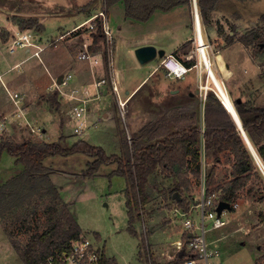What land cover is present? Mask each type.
<instances>
[{
  "label": "rangeland",
  "instance_id": "1",
  "mask_svg": "<svg viewBox=\"0 0 264 264\" xmlns=\"http://www.w3.org/2000/svg\"><path fill=\"white\" fill-rule=\"evenodd\" d=\"M88 1L90 0H0V42H2V38H4L2 37L1 31L6 32L7 29L9 30L12 27L11 30L13 32L19 28L17 24L12 25L8 21V18H10L11 21L15 17L25 18V15H22L24 17L20 15L18 16V14L15 13L17 12L15 8H21L20 10H23V8L40 9L45 16H50V13L56 8H62L63 12L60 15V18L47 17L45 19L46 31L44 33V38L56 39L61 32H63L64 35L67 30H69L66 37L63 36V41H66L69 38H76L70 46V52L74 54L76 60L84 61L85 59H82L79 55L82 52L80 49L84 46L83 41L86 39V36L90 39L89 44H93L94 38L90 36L95 30L90 29L89 24H85L78 30L74 31H71L70 28H72L75 23H79L84 17L82 16L85 13L82 11V9H84L83 4H86ZM95 1H97V5L95 6L94 4L92 7L94 13H91H93V15L104 10L105 7L103 0ZM124 7V2L119 1L118 4L115 3L106 8L113 33L117 36L124 34L127 37L125 44H121L117 53L113 54L114 62L115 58L120 55V62L122 63L124 61L126 63L125 56L127 50L130 49L134 52L137 48L135 38H139L142 35H155L159 40V45L157 44L158 49H165V47L160 45L165 43L167 46L165 49L167 54L172 50L170 49L169 42L175 41L177 38H180V36L175 37L174 34H171L169 29L164 30L167 23L164 17H161L164 14L156 16V20L151 22V24H158L157 26L161 31L157 32L155 28L153 29V26L150 23L145 24L136 21L135 26L129 25L130 21L123 18L124 14L122 9H124ZM77 10H81L82 12H77ZM192 10L193 9H191V13L194 36L195 29ZM262 13H264V0H222L219 4L218 10L212 14V23L207 25L203 22L207 38L210 40L214 53L215 63L213 64L233 103L236 98H241L243 100L255 99L264 103V50L258 52L240 41L229 44L225 39L227 33L235 35V39L240 37L259 21V17ZM166 17L168 19L175 18L172 15ZM99 20L101 19L99 18ZM60 25H64L66 30L62 31L59 29ZM33 29L36 31L35 27ZM217 34H222V36L218 35L219 37H217ZM104 41L105 39H100L97 45L93 44V50L94 48H98V51L101 54L103 52V60H105L103 63L104 72L98 76L106 79V82L104 83L106 85L105 92L109 95L104 96V100H95L89 103L86 111L87 114L85 113L88 116H83L82 118L77 119L78 122H82L86 119L87 124L89 123L90 126L85 128L82 132L75 134L74 128L77 121L65 123V120L68 119V117L72 116L73 118L72 109L77 103H79V100L72 98V100H68V102L63 101V105L58 111L56 117L57 120L54 116L51 118L52 122L51 125L47 126L48 135L46 137L39 135L37 137L34 136L35 134L31 132L29 128L25 127L24 124L20 125L15 118L11 125L15 126L16 123L19 126L17 125L14 127L12 136L18 141L30 136L38 141H40V139L56 141L59 140L62 135H66L64 137L68 145H72L75 142L84 139L92 145L101 146L108 155H121L124 149V138L122 137V133L126 135L127 138H130L134 134L133 129L136 127L141 128L150 120L170 114L181 106V100L180 102H177L180 106L168 107L165 105V101L169 96L168 98H164L165 94L163 91H168V89L177 87V85L175 86V82L172 81L169 86L166 84V87L162 89L157 77L154 76L151 81L136 94L131 101V104L129 100L126 102L123 112L119 104H117V113H115L114 108L102 109L104 102L108 104L114 101L116 95L118 97V94L114 91L112 85L114 73L112 72L110 62L109 68L106 69V63L109 58L106 61L104 57L106 54L108 57L109 53L104 47ZM10 44L11 39H9L7 43L1 44L0 56L5 59L11 57L9 54ZM115 45L116 43H114L112 47L114 51ZM193 46L188 48L190 53L193 51ZM46 47L47 45H45V48ZM18 49L20 52L23 47L19 46L17 50ZM86 49L87 47L85 50ZM31 50H34V47H32ZM159 61H161L160 57L153 59L145 65L141 64L140 67L142 68H136L132 65V70L129 73L128 79L129 84L127 86L131 87L136 83V80H138L140 76H143L145 72L152 69L150 66L151 64H157ZM132 63L140 62L134 61ZM5 67L6 65L1 64L0 70ZM80 69L81 74L77 70L74 71L70 68H66V66L64 68L62 67L61 71H65L66 73L69 72L73 75L75 73L78 82L81 79L84 80V73L86 72L87 67L82 66ZM160 71L163 77L167 79L166 71L162 66ZM47 72L48 70L43 67V73L45 76H47L45 74ZM196 74V70L193 69L189 73V76L194 77L195 79ZM26 75L27 76L22 77V79L29 90H31L35 87L32 83H29V77L31 78V75H33L31 70ZM34 76L38 75L35 74ZM72 81L70 82L71 85H73ZM203 82H205V76L203 77ZM212 85L213 84H211V86ZM38 86L40 85L38 84ZM46 86H48V84ZM42 88L45 89L46 87L43 86ZM71 88L72 87H69L68 90L70 91ZM55 89L58 88H53V90H50L51 92L49 94L48 90H41V92H38L40 90L35 89V93L38 97L40 94L41 97L42 95L47 97L50 94L52 95V93L55 92ZM183 89L186 88L184 87ZM68 90L66 89V91ZM192 90L198 100L201 125L205 127L204 104L206 99L204 100V98H202V91L199 88V84L196 89ZM58 91L61 93V88L58 89ZM182 93L186 92L182 91ZM127 98L123 100H126ZM118 100L119 97L117 98V103ZM39 102L41 103L42 100L39 99ZM6 103L8 104V102ZM26 104L29 105L28 107L32 108V114H35L34 106L36 104L34 95L30 96ZM58 104L59 105L57 106L60 108V103ZM6 111H8V114L13 113V110L9 107H7ZM105 113H109L108 118L104 116ZM147 114H149V116ZM58 119L62 121L64 120V128L60 127L61 124ZM134 120L138 122L136 123ZM37 122L35 121L34 123V126L36 127L42 124ZM49 132H51V135ZM9 134L11 133L9 132ZM13 159L14 158L8 155L7 152L4 153L0 163V182H3L9 174L10 177H12L18 173V170L15 167L16 164H13ZM231 162L232 161L226 154L223 155V160L218 171L219 180L223 179L229 173L232 164ZM47 163L53 168H58L61 171L72 174L67 177L61 176V180L57 178V180L61 181V183L58 181L59 184L64 186L65 199L69 202H73L71 204V209L83 229L84 237L96 246L102 248L107 257H114L118 264H143L145 258L143 253L140 252V249H142L140 242L142 236L147 237L146 240L151 251L153 250L154 252V250L159 251L158 249H164V252L172 251L170 253L171 255L174 253V241L177 240L178 235L182 234L183 228L180 223L173 222L170 218L171 208L178 200L174 197H170L168 192L167 196L169 197H166V194L163 196L158 190V188H162L163 186L161 181L164 176L160 167L157 168L155 174L150 180L149 189L153 191V196L145 207L146 214L144 221L136 223L138 235H133L127 229L128 213L126 199L123 192L126 187V179L119 175H111L112 171L115 169L114 165H103L98 171L97 176H89L91 177L90 180H84L81 174L80 176L77 175L84 169V167H87V159L84 155L74 154L70 156H53V158L48 159ZM207 167L208 164L206 163V158L204 156L202 166L203 175L206 174ZM259 170L263 177L255 175L252 177L250 184L242 190V197L236 201L238 208L235 207L233 210L227 209L224 213L223 217L228 221L227 224L220 228L211 229L207 233L208 239L222 250L225 264H255L256 258L259 254L264 252V222L261 221L260 217V213H264V201L257 200V197L260 194L254 195L255 191H248L250 186H254L258 189L264 184V173L260 167ZM193 180L194 185L192 186L191 191L186 192L183 195L185 198V204L188 203V206H196L202 197L201 189L203 180L201 179L200 181H197L195 178H193ZM156 182L158 185L160 184L157 188L155 187ZM164 182L167 184L166 181ZM260 189L264 188L261 187ZM179 197L181 198L180 194ZM24 201H26L25 206L16 204L12 199L5 200L1 203L0 264H24L11 242L16 240L19 244L25 245L33 233L44 230L48 224L45 200L31 195L28 198H25ZM179 205L183 206L182 204ZM207 226H212V220L208 221ZM97 234L101 237V240L98 239ZM97 239L99 243H96ZM147 249L148 248L145 246L144 251ZM163 256L168 255L165 253Z\"/></svg>",
  "mask_w": 264,
  "mask_h": 264
},
{
  "label": "trees",
  "instance_id": "2",
  "mask_svg": "<svg viewBox=\"0 0 264 264\" xmlns=\"http://www.w3.org/2000/svg\"><path fill=\"white\" fill-rule=\"evenodd\" d=\"M94 1L90 0L82 10L91 8ZM119 1L124 2L126 16L138 21L149 20L157 10L169 11L180 5H188L190 9H193V0H103V3L108 8ZM220 1L197 0L201 19L205 24L212 23V14L218 9ZM12 21L20 29L35 27L37 32L44 29V25L35 17H15ZM1 32L2 37L8 36L7 30ZM91 35L94 38V45H97L100 39L104 40L99 19ZM225 39L231 43L235 40V35L227 33ZM237 39L258 52L264 50L262 46L264 44V13L260 15L255 25ZM192 42V40L187 41L181 49L184 50ZM93 44L90 45L91 49ZM104 59L108 60L107 54ZM185 62L191 66L194 61ZM106 66L108 69L109 60ZM58 94V89H55L50 98L56 102ZM180 100L181 106L177 104ZM165 105L180 107L170 114L150 120L130 138L122 133L124 149L121 155H108L101 146L92 145L84 139L68 145L64 136L56 141L41 139L38 141L31 136L21 141L12 135L0 137V163L4 153L7 152L14 158V164L18 167V173L0 186V206L2 202L9 199L18 205L25 206L24 199L31 195L46 202L48 223L46 228L33 233L25 245L19 244L16 240L11 242L24 264H38L51 254L68 250L71 243L83 235V229L75 214L71 211L69 204L62 199L60 189L51 179L52 169L45 164V160L49 157L86 155L90 158L84 172L86 176H94L103 165L114 164L115 169L111 175H119L126 179L123 192L128 213L127 229L133 235H138L136 223L144 221L145 207L153 196V191L149 189L150 180L159 167L164 176L161 181L163 186L158 190L163 196L166 194V197H169L167 192L170 197H174L178 191L181 198L176 202L186 208L189 206L188 203L185 204L183 195L191 191L194 185L193 178L197 181L202 179L204 156L208 164L205 174L206 192L220 191V200L230 202L231 205L242 197V190L250 184L254 175L263 177L238 125L214 92L209 91L205 100V127L200 122L196 95H191L190 92L174 94L166 99ZM234 106L246 134L264 164V103L255 99L236 98ZM225 154L232 164L229 173L219 180V166ZM159 186L160 184L156 182L155 187ZM261 187L264 188V184ZM260 188L250 186L248 191H255L254 195L260 194L257 200L264 201V189ZM260 217L264 222V213H260ZM97 236L99 238L98 234ZM146 239V236H142L140 241L142 253L145 246L149 247ZM151 257L154 258L153 255ZM177 258L180 259L179 254ZM153 262L157 264L154 259ZM100 264L118 263L114 257L103 254ZM256 264H264V254L256 258Z\"/></svg>",
  "mask_w": 264,
  "mask_h": 264
},
{
  "label": "crops",
  "instance_id": "3",
  "mask_svg": "<svg viewBox=\"0 0 264 264\" xmlns=\"http://www.w3.org/2000/svg\"><path fill=\"white\" fill-rule=\"evenodd\" d=\"M94 4L96 6L97 1H94ZM117 4H118V2H117ZM83 5H85V4H83ZM83 5H80V6H83ZM93 5H92V7H93ZM92 7L87 9V10H82L85 12L84 15H82L84 17L80 20L79 23L78 22L75 23L74 26L72 28H70L71 31L72 30L73 31L78 30L79 28H81L82 26L85 25L84 24L81 27L77 28L79 25L83 24L86 20H88L93 15L94 12H93ZM218 8H219V6H218ZM15 9L17 10V12H15V13L18 14V16L19 15L20 16L25 15V18L35 17V18L39 19L40 23L42 25H44V29L42 31L36 32L37 37H38L37 41L40 44V46H43V45L45 46L48 44L49 45L43 51H40L39 56L34 54V51L36 48H34V50H31V48H29V47L28 48L23 47L22 51H20V52H19V49L17 50L18 47H15L13 50L9 47V54L11 57L5 59L4 57L0 56V65L1 64L6 65V67L4 69L0 70V121L3 120L4 116H7L8 121H9L8 122L9 130L7 132H4L3 135H5L7 133L9 134V132L11 133L9 135H12L14 127L18 125L16 123H15V126L11 125V123L13 122V119L16 118V113L18 112V108L15 106V104L12 101V95H13V92H20V94L22 96H24L21 100V105L27 109V112H28L27 116H28L29 121L33 125H34L35 121L36 122L38 121L37 123L40 122L39 124L42 123L40 126H38L39 128H41L42 132L34 133L35 134L34 136L37 137L39 135V136L46 137L48 135L47 126L51 125V122H52L51 118L54 116V118L56 119L58 111L61 109V106L63 105V101L68 102V100H72V98L70 96L71 94L76 93L80 97H87V96H89V94H87L85 90H89L91 100L87 103V107H88L89 103H91L95 100H104V96L109 95L108 93L105 92V90H106L105 84H102L100 86H97V84H96V82L98 80L104 78V77L98 76L99 74H102L104 72V67H103L104 66L103 65L104 60H103L100 52L98 51V48H96L94 50L90 48V44H89L90 39L87 36L85 37L86 39L83 41L84 46H82V48L80 50L82 52H85L86 51L85 48L87 47V49L91 53V59H85L84 61L76 60L74 58V54L70 52V50H71L70 46L73 44V41L76 38H69L68 40L63 41L64 37H66V34L69 32V30H67L66 34H64V35H63V32H61V34L58 37H56V39L55 38H44V33L46 31L45 19L47 17H59L60 18L61 17L60 15L63 12L62 8L61 9L56 8L55 10H53L50 13V16L49 15L45 16L44 14H42L40 9L37 10L35 8H28V9L23 8V10H20L21 8H15ZM122 10H123V14H124L123 18L125 20H129L130 21L129 25H132V26H135L136 21L141 22V23H145V24L146 23L151 24L152 21L156 20L155 19L156 16H161L160 14H164L161 16V17H164L165 21L167 22L164 30L169 29L171 34H174L175 37L180 36V38H177L175 41L169 42L170 49H172L169 53H174L179 58H181L182 60L187 61L186 56L190 53V50L188 48H190L194 44V42H192V44L190 46H187L184 50L181 49L187 41H190L193 39L192 13H191V9L188 5H180V6H177V7L173 8L172 10H169V11L157 10L154 12V14L151 16V18L147 21H138V20H134L132 18H129L125 14V7ZM82 11L77 10V12H82ZM91 12H93V13H91ZM108 14H109V11H108ZM168 15H172L175 18L174 19L173 18L168 19L166 17ZM26 16H29V17H26ZM22 17H24V16H22ZM8 21L12 25H15V23L12 22L10 18H8ZM151 25L153 26V29L155 28L157 30V32L161 31V29L157 26L158 24H151ZM7 26H5V27H7ZM156 27H158V28H156ZM11 28L9 30L6 28L8 30V36H5L4 38H2V42H0V49H1L2 43H7L9 41V39H11L12 33H13ZM59 29H61L62 31L66 30L64 28V25H60ZM114 35H115V43H116L114 53L116 54L118 48H120V45L125 44V40L127 39V37L124 34H120L119 36H117L114 33ZM218 35L222 36V34H217V37H219ZM90 37H93V36L91 35ZM135 39H136V44H137L136 46L137 47L142 46V45H146V44H153V45L157 46V44L159 43V40L157 39V36H155V35H153V36L142 35L141 37L135 38ZM237 41H239V40L235 39L233 42H231L229 44H233ZM160 45H162V47H165V49L167 48L165 43H162ZM12 54H14V55H12ZM125 57H126L125 58L126 63L124 61L122 63L120 62V55H119V57L117 56V58H115V62H114V60L112 61V72L114 73L113 77H115L116 86L118 87L119 97L121 99H125L128 97L130 104H131V101L133 100V98L136 96V94L143 87H145L148 84V82H150L154 76L157 77V80L160 82L162 89L166 87V84H168L167 86H169V84L172 81L175 82V86L177 85V87H175V88L168 89L169 92L163 91L165 94L164 98H168V96H171L174 94L175 95H177V94L180 95V93L183 94L182 91L190 92L191 95H194L192 89H196V87L198 86L197 74H196L195 79H194V77L189 76V73L191 72L190 71L183 79H175V78L166 77L168 79L167 80L160 73L161 72L160 71V68H161L160 61L157 64H151L150 66L152 67V69L150 71L145 72V74L143 76H140L139 79L136 80V83H134L131 87H128L127 85L129 84L128 83L129 82V80H128L129 79V73L132 70L131 66L133 65L136 68H142V67H140V65L142 63H132L134 61H139V60L137 59L135 51L132 52L130 49L127 50V54ZM129 62H131V63H129ZM145 64H147V63H144L142 65H145ZM81 65L86 66L87 69H86V72L84 73V80L81 79L78 82H77V78H76L75 73L73 75L72 73H69V72L66 73L65 71H61L62 67L64 68L66 66V68H68V69L70 68L74 71L77 70L81 74V69H80L82 67ZM79 66H81V67H79ZM43 67H44V69L48 70V72H49V73L48 72L45 73L47 76H45L43 73ZM30 70H31L33 75H31V78L29 77V83H32L33 85H35V87L31 90H29L26 83L22 79V77L27 76L26 74H28L30 72ZM127 72H128V74H127ZM35 74H37L38 76H34ZM69 74L71 76L68 79V82L66 84H60V88H61L62 92L58 94V97H57L58 99L56 100V102H54L50 98L51 94L48 95L49 97L47 96L48 97L47 98V97H45V95H42V97H41V94L38 97L37 94L35 93V89H36V90H40L38 92H41V90H48V94H49L51 92L50 90H53V88H57L56 83H59V82L62 83V81ZM86 79H87V81H86ZM74 80H75V82H74ZM71 81L73 82V85L70 84ZM38 84L41 87L38 86ZM45 84L46 85L48 84L49 87L46 86ZM43 86H45L46 88L43 89L42 88ZM69 87H72L70 89V91L68 90ZM184 87L186 89H183ZM66 89L68 91H66ZM26 90H28V91H26ZM32 94L35 96V104H36L34 106L35 114H32V108L28 107L29 105L26 104L28 99L30 98V96H33ZM110 95H114V94H110ZM117 98L118 97L116 95L113 102H110L108 104H106V102H104L102 109L114 108L115 113H117L118 112ZM39 99L42 100L41 103L39 102ZM6 102H8V104ZM58 103H60V108L57 106V105H59ZM199 103H200V101H199ZM7 107L11 108V110H13L12 112L15 115L13 113L8 114V111H6ZM141 110H143V109H141ZM141 110H140V112H141ZM131 111H132V109H131ZM143 111H145V110H143ZM86 114H87V112H86ZM86 114H85V116H88ZM147 115L149 116V114H147ZM104 116L106 118H108L109 113H105ZM68 119H70V120H68ZM68 119L65 120V123H70L71 121H77V123L75 124L76 126L74 128L75 134L82 132L85 128H88V126H90L89 123L87 124L86 119L82 122H80V121L78 122L77 118L74 115H73V118H72V116H70V117H68ZM58 121L61 124L60 127L64 128L65 127L64 126L65 123H63L64 120L62 121V120L58 119ZM135 122L137 123L138 121H135ZM80 125L83 126V129L81 131L77 132L75 129L77 127H79ZM141 128L136 127L135 129H133V131H134L133 133L138 132V130H140ZM49 134L51 135V132H49ZM62 136H66V135H62ZM78 155H84V154H78ZM84 156L87 159V167H88V161L90 160V158L87 157L86 155H84ZM50 158H53V157L47 158L45 160V164L52 169L50 172L51 179L53 180L55 185L60 189V194H61L62 199L66 203L69 204V207L71 209V204L73 202H69L65 199L64 186L62 184H59V182L61 183V181H60L62 179L61 176L67 177V176H71L72 174H69L67 172L59 170L58 168H53L52 166H50V164L47 163L48 159H50ZM15 167L18 170V167L17 166H15ZM87 167L86 168L84 167V169L81 170V172L77 174L79 176L81 174V176H83L84 180H86V179L90 180V178H91L89 176L84 175V172L87 169ZM97 174H98V172L94 176H97ZM9 177H10V174H9V176H7V178L3 182L2 181L0 182V186L5 184V181L7 182ZM57 178L60 180H57ZM237 208H238V205H237ZM233 209H235V208H232L231 210H233ZM71 211H72V209H71ZM177 237L179 238L180 235H178ZM100 238L101 237L99 236L98 239H100ZM158 250L159 251L154 250L155 256L159 255V257H161V258H165L164 256H162L164 249L163 250L158 249ZM171 252L172 251H167V253H169V254ZM263 254H264V252L259 254L258 257H260ZM255 264H256V262H255Z\"/></svg>",
  "mask_w": 264,
  "mask_h": 264
},
{
  "label": "built area",
  "instance_id": "4",
  "mask_svg": "<svg viewBox=\"0 0 264 264\" xmlns=\"http://www.w3.org/2000/svg\"><path fill=\"white\" fill-rule=\"evenodd\" d=\"M193 16H194V29L195 34L193 36V51L186 56L187 60H193L191 66L187 65L184 60L179 58L174 53H166L160 61V66H162L167 77L175 79H183L191 70L195 69L198 77L199 88L202 91V98L206 99L209 90H212L218 98H220L218 91L211 86L212 81L210 80L209 73L202 69L203 61L208 63H215L213 49L209 38H207L205 27L201 19L198 5L195 6L193 0ZM101 19V25L104 32L103 42L105 49L109 53V62L112 66L113 61V45L115 43V35L109 23V18L107 16L106 6L104 10L92 15L83 24L79 25L77 28L84 24H89L90 29L95 30L98 24V19ZM61 38V37H60ZM37 33L32 28L20 29L17 28L12 33L10 48L13 50L15 47H26V48H36L34 54L39 56L40 51L45 49V46H40L38 43ZM49 45V44H48ZM47 45V46H48ZM101 54V53H100ZM103 58V52L101 54ZM82 59H91V53L88 49L80 54ZM70 74L62 81V83H56L58 89H60V84H66L70 78ZM205 76V82H203V77ZM106 82L105 78H102L96 82L97 86H100ZM112 85L114 91L118 94V87L116 86L115 78H112ZM89 96L80 97L76 93L71 94V98L79 100L72 109L73 115L78 119L85 116L87 111V103L91 100L90 91L85 90ZM23 96L19 92H13L12 101L18 108L16 113V120L18 123L24 124L25 127L29 128L31 132H42L41 128L34 126L28 119L27 109L21 105V100ZM128 101L123 100L119 97L118 104L120 105L122 112L125 109V104ZM8 117L4 116L3 120L0 121V137L3 133L8 131ZM83 126L80 125L75 130L81 131ZM9 135V134H5ZM202 197L196 206H189L188 208L176 203L171 208L170 218L173 222L180 223L183 230L179 239L174 241L175 250L171 255L167 252H163L162 256L166 253L168 256L161 258L155 256L153 250L148 247L144 251L143 255L145 261L143 264H154L153 259L157 264H225L224 255L222 250L215 246L212 241L207 237V233L214 228H220L227 224V220L224 219L223 215L227 211L225 209L220 215L218 214L217 207L220 201V191L206 192L205 185V174L202 173ZM234 208L237 207V203L232 205ZM232 209V208H231ZM212 220V226L208 227V221ZM96 243H99L96 240ZM148 243V242H147ZM148 251V253H147ZM183 255L180 256V253ZM152 253V254H151ZM104 251L102 248L96 246L90 242L84 235L79 239L74 240L69 249L62 251L61 253L51 254L44 261L38 264H100ZM148 254V257H147ZM179 254L180 259L178 260L177 255ZM154 256L151 257V256ZM153 258V259H152Z\"/></svg>",
  "mask_w": 264,
  "mask_h": 264
},
{
  "label": "water",
  "instance_id": "5",
  "mask_svg": "<svg viewBox=\"0 0 264 264\" xmlns=\"http://www.w3.org/2000/svg\"><path fill=\"white\" fill-rule=\"evenodd\" d=\"M194 3H195V6H197V0H194ZM263 45L264 44H262V46ZM135 54H136L137 59L139 60V62L144 64V63H147L148 61H151L153 59H156V58H159V57L162 58L166 54V51H165V49H158L157 46H155L153 44H146V45H142V46L137 47L136 50H135ZM238 99L240 100V98H238ZM220 101L223 103L225 108L232 115V117H233L234 121L236 122V124L238 125L243 137L245 138L247 144L249 145V147H250V149H251V151L253 153V156H254L258 166L260 167V169L264 173V164L261 161L259 155L257 154L255 148L253 147L248 135L246 134V132H245L243 126H242L241 120H240V118L238 116V113L236 111L234 103H233L234 110H231L229 107H227L226 104H224L223 100L220 99ZM174 198H176L177 200L180 199L178 192H176L174 194ZM231 208H232V205H231L230 202H227V201H224V200H220L219 203H218L217 211H218V214L220 215L225 209L230 210ZM182 255H183V252L180 253V256H182Z\"/></svg>",
  "mask_w": 264,
  "mask_h": 264
},
{
  "label": "bare ground",
  "instance_id": "6",
  "mask_svg": "<svg viewBox=\"0 0 264 264\" xmlns=\"http://www.w3.org/2000/svg\"><path fill=\"white\" fill-rule=\"evenodd\" d=\"M208 63H205L203 61L202 69L206 70L209 73L210 80L212 81V84L218 91V94L220 96V99L223 100L224 104L227 105L231 110H234L233 108V102L230 99V96L228 92L226 91V88L224 84L221 81V77L218 75L215 66L213 63H209V60L207 58Z\"/></svg>",
  "mask_w": 264,
  "mask_h": 264
}]
</instances>
